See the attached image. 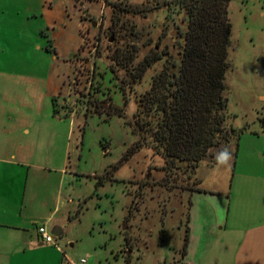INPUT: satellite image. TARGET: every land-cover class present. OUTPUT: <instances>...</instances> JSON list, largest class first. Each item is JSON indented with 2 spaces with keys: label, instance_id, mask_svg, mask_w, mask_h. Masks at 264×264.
Instances as JSON below:
<instances>
[{
  "label": "rangeland",
  "instance_id": "obj_1",
  "mask_svg": "<svg viewBox=\"0 0 264 264\" xmlns=\"http://www.w3.org/2000/svg\"><path fill=\"white\" fill-rule=\"evenodd\" d=\"M175 1L72 0L91 17L82 44H57L60 59L40 69L46 79L6 84L18 88L10 96L25 103L18 115L39 126L44 151L53 137L54 166L64 164L66 118H83L78 142L70 138L66 208L45 226L63 235L27 264H264L255 239L264 216V0H231L225 95L228 126L240 139L225 153L214 149L196 171L178 162L167 170L138 116L153 78L181 62L188 22ZM146 59L157 61L140 77ZM57 114L61 125L50 121ZM50 184L56 190L58 176Z\"/></svg>",
  "mask_w": 264,
  "mask_h": 264
},
{
  "label": "crops",
  "instance_id": "obj_2",
  "mask_svg": "<svg viewBox=\"0 0 264 264\" xmlns=\"http://www.w3.org/2000/svg\"><path fill=\"white\" fill-rule=\"evenodd\" d=\"M62 1L0 0V264H27L45 245L39 228L47 227L66 208L62 183L71 171L70 138L75 135L78 142L83 118H66L67 152L62 167L54 166L53 137L44 151L46 139L39 126L33 128L18 115L25 103H17L10 96L18 94V88L6 85L18 80L28 85L46 79L50 72L39 74L40 69H51L60 59L57 44L62 45L65 39L82 44V27L91 17L81 15L72 0ZM66 56L71 60L77 55ZM24 90L32 92L28 86ZM66 120L57 114L50 121L61 125ZM57 176L55 190L50 182ZM255 226V239L264 245V216ZM56 229L62 230L55 227L52 232Z\"/></svg>",
  "mask_w": 264,
  "mask_h": 264
},
{
  "label": "trees",
  "instance_id": "obj_3",
  "mask_svg": "<svg viewBox=\"0 0 264 264\" xmlns=\"http://www.w3.org/2000/svg\"><path fill=\"white\" fill-rule=\"evenodd\" d=\"M230 3L231 0L175 1L188 22L178 71L170 73L165 68L158 73L138 107L151 149L164 159L167 170L180 169L178 162L196 171L214 149L225 153L232 141L240 139V133L228 126L225 95L232 33ZM156 61L146 59L139 66V76Z\"/></svg>",
  "mask_w": 264,
  "mask_h": 264
},
{
  "label": "built area",
  "instance_id": "obj_4",
  "mask_svg": "<svg viewBox=\"0 0 264 264\" xmlns=\"http://www.w3.org/2000/svg\"><path fill=\"white\" fill-rule=\"evenodd\" d=\"M39 234H40V240L42 243L44 244H54L55 242V236L53 234H50L46 227L43 226V227H40L39 230H38ZM65 264H73L72 262H67ZM78 264H89V258H83L80 260V262Z\"/></svg>",
  "mask_w": 264,
  "mask_h": 264
},
{
  "label": "water",
  "instance_id": "obj_5",
  "mask_svg": "<svg viewBox=\"0 0 264 264\" xmlns=\"http://www.w3.org/2000/svg\"><path fill=\"white\" fill-rule=\"evenodd\" d=\"M123 228H124V230H127V226H126V224L124 225ZM52 234L57 238V237L62 236L63 232H62V230H58V229H56V230H54V231L52 232Z\"/></svg>",
  "mask_w": 264,
  "mask_h": 264
},
{
  "label": "clouds",
  "instance_id": "obj_6",
  "mask_svg": "<svg viewBox=\"0 0 264 264\" xmlns=\"http://www.w3.org/2000/svg\"><path fill=\"white\" fill-rule=\"evenodd\" d=\"M223 158H224V159H227V155L225 154Z\"/></svg>",
  "mask_w": 264,
  "mask_h": 264
}]
</instances>
